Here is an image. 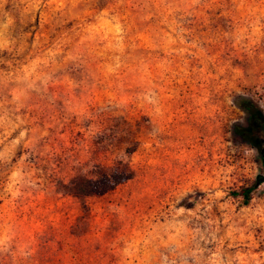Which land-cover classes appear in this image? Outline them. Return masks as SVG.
Segmentation results:
<instances>
[{"label": "rangeland", "instance_id": "1", "mask_svg": "<svg viewBox=\"0 0 264 264\" xmlns=\"http://www.w3.org/2000/svg\"><path fill=\"white\" fill-rule=\"evenodd\" d=\"M243 98L264 113V0H0V264H264Z\"/></svg>", "mask_w": 264, "mask_h": 264}, {"label": "trees", "instance_id": "2", "mask_svg": "<svg viewBox=\"0 0 264 264\" xmlns=\"http://www.w3.org/2000/svg\"><path fill=\"white\" fill-rule=\"evenodd\" d=\"M240 107L247 113V123L234 126L235 134L246 143L256 148L264 162V113L254 100L243 98L239 102ZM134 178V172L123 167L113 171H102L95 178L78 176L71 180L68 185L70 194L80 200H86L94 196H102L113 190L119 185ZM264 184V176H260L254 185L242 187L235 196L241 197L245 206L252 200L253 192Z\"/></svg>", "mask_w": 264, "mask_h": 264}]
</instances>
